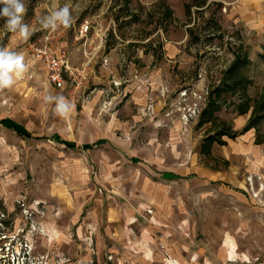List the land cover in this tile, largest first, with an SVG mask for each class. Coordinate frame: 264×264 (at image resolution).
<instances>
[{
	"label": "rangeland",
	"instance_id": "obj_1",
	"mask_svg": "<svg viewBox=\"0 0 264 264\" xmlns=\"http://www.w3.org/2000/svg\"><path fill=\"white\" fill-rule=\"evenodd\" d=\"M239 1L26 0L27 41L0 17L30 65L0 91V264H264V21ZM54 2L71 27L42 29Z\"/></svg>",
	"mask_w": 264,
	"mask_h": 264
},
{
	"label": "clouds",
	"instance_id": "obj_2",
	"mask_svg": "<svg viewBox=\"0 0 264 264\" xmlns=\"http://www.w3.org/2000/svg\"><path fill=\"white\" fill-rule=\"evenodd\" d=\"M0 17L5 18V26L9 32L18 33L19 37L27 41L35 31L24 22L27 13L26 0H0ZM74 23L71 6L64 4L57 6L54 2L53 11L39 20L42 29L57 30L58 27L69 28ZM30 65L26 61L23 51H14L7 47H0V91L11 89L18 77L28 73ZM46 102L55 101V111L62 117H67L73 110L74 105L62 95L47 94Z\"/></svg>",
	"mask_w": 264,
	"mask_h": 264
},
{
	"label": "built area",
	"instance_id": "obj_3",
	"mask_svg": "<svg viewBox=\"0 0 264 264\" xmlns=\"http://www.w3.org/2000/svg\"><path fill=\"white\" fill-rule=\"evenodd\" d=\"M91 24L89 20H85L79 29V36L83 37L90 30ZM50 38L47 37L48 40ZM33 55L40 61L47 72V79L49 83L56 88H65L69 78L72 77L69 56L66 51L56 52L48 44V41L37 44H32ZM198 110L197 105L194 104L187 112L184 113V120L188 122L193 118Z\"/></svg>",
	"mask_w": 264,
	"mask_h": 264
},
{
	"label": "crops",
	"instance_id": "obj_4",
	"mask_svg": "<svg viewBox=\"0 0 264 264\" xmlns=\"http://www.w3.org/2000/svg\"><path fill=\"white\" fill-rule=\"evenodd\" d=\"M249 1L252 2V0H249ZM249 1L248 0H241V1H239V3H238L239 6L238 7L240 9H238V10H240V13H242L245 18H247V17L251 18L252 16H254V17L258 18L259 20L264 21V2H263V4L258 5L259 8L253 10V8L255 7V5L251 4ZM54 51L59 52L58 50H54ZM69 60H70V58H69ZM2 121L5 122L6 120L3 119ZM250 133L251 132H249V134Z\"/></svg>",
	"mask_w": 264,
	"mask_h": 264
},
{
	"label": "trees",
	"instance_id": "obj_5",
	"mask_svg": "<svg viewBox=\"0 0 264 264\" xmlns=\"http://www.w3.org/2000/svg\"><path fill=\"white\" fill-rule=\"evenodd\" d=\"M250 125H251V123L245 128V131H247L248 130V128H250ZM219 135H221V136H223L224 134L223 133H220ZM219 135L217 136V137H219ZM55 138H57V136H55ZM59 139V138H58ZM216 140V138H214L213 136H210V137H208V141L209 142H213V141H215ZM89 146H85V148H88ZM0 205H1V203H0Z\"/></svg>",
	"mask_w": 264,
	"mask_h": 264
},
{
	"label": "bare ground",
	"instance_id": "obj_6",
	"mask_svg": "<svg viewBox=\"0 0 264 264\" xmlns=\"http://www.w3.org/2000/svg\"><path fill=\"white\" fill-rule=\"evenodd\" d=\"M169 264H179V263L175 262L174 260H169Z\"/></svg>",
	"mask_w": 264,
	"mask_h": 264
}]
</instances>
